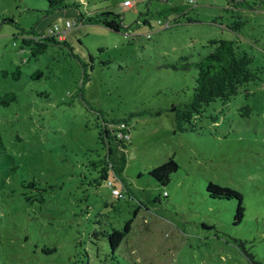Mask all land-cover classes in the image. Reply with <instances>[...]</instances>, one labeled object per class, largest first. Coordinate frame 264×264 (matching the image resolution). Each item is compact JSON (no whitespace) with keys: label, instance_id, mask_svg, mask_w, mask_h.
Wrapping results in <instances>:
<instances>
[{"label":"rangeland","instance_id":"1","mask_svg":"<svg viewBox=\"0 0 264 264\" xmlns=\"http://www.w3.org/2000/svg\"><path fill=\"white\" fill-rule=\"evenodd\" d=\"M67 1L79 6L0 0V96L17 94L0 103V264H264V0ZM106 10L124 30L81 19ZM66 20V43L37 52L34 35ZM212 38L238 40L259 78L180 131L170 108L191 99ZM105 126L126 144L113 140L124 198L89 183ZM171 156L180 167L162 185L149 170ZM210 181L242 194L241 221L238 199L211 196ZM130 218L115 256L91 237Z\"/></svg>","mask_w":264,"mask_h":264},{"label":"trees","instance_id":"2","mask_svg":"<svg viewBox=\"0 0 264 264\" xmlns=\"http://www.w3.org/2000/svg\"><path fill=\"white\" fill-rule=\"evenodd\" d=\"M68 5L79 6V2L75 1L74 3H70L67 0H48V8L46 11L63 8ZM187 13L188 12L180 13V15L175 18V21L178 22L179 18ZM234 16L235 19L228 24V27L234 31H239L246 20L242 18L240 13H235ZM81 19L83 22L102 24L114 31L124 30L122 17L115 11L106 10L85 16L81 14ZM190 19L191 18H189V20ZM147 22L149 21L147 20ZM37 38H39V41H37ZM32 39L34 40V47L37 48V52H43V50L47 48L48 43H66L65 38H59L57 35L38 34L34 35ZM24 42L31 44L30 41ZM209 45L212 46L213 49L199 61L192 63L197 70V74L195 76L191 99L182 106L174 104L170 108L175 116L176 129L180 131L195 130L197 127V118L202 116L205 106L216 100H220L223 104H227L231 98L239 93L241 87L259 78L257 69L251 66L254 55L246 48L242 47L238 40L212 38L209 40ZM188 65L189 63L184 64L183 67H188ZM16 100L17 94L14 91H7L0 96L1 104L8 105ZM116 136V134H112V130L107 126L100 131L101 141L105 144L107 150L103 158L98 160L91 159L88 162V165H91L93 168L100 167L97 169V176L89 181L93 186L98 187L103 182L109 185V181L114 184L112 178L121 176L122 171L115 158L116 146H119V144L114 143L113 140L122 143V146L126 144L123 143V139L117 138ZM179 167V163L171 156L161 164L153 166L149 170V174L160 184L166 185L170 181L171 174L177 171ZM120 178L121 177H119V179ZM34 185L35 182L29 183V186ZM207 191L213 197L237 198L238 204L234 215V222L238 223L242 220L245 214V208L242 204V194L238 190L230 186H224L210 181L207 185ZM114 195L117 196V198L125 197L122 190L120 194ZM29 197L30 196H27V199ZM132 221L133 218H130L122 227L111 225L108 229L105 228L103 230H101L102 228L100 226V230H93L91 237H99L100 235L107 237L109 247L113 256H115L114 253L122 239L131 230ZM96 222L101 224L103 221L99 218Z\"/></svg>","mask_w":264,"mask_h":264},{"label":"built area","instance_id":"3","mask_svg":"<svg viewBox=\"0 0 264 264\" xmlns=\"http://www.w3.org/2000/svg\"><path fill=\"white\" fill-rule=\"evenodd\" d=\"M190 2H192V0H190ZM124 4L125 5H130L131 2L129 0H125L124 1ZM76 25V20H66L64 22V24H58V23H55L53 24L52 26H50L47 31H46V34L47 35H57L59 38H63L62 36V32L69 29V28H72L73 26ZM165 26H169V22H166L164 23ZM125 36H127V34L125 33ZM109 186L112 187V191L114 194H120L121 193V190L116 187L113 182L109 181L108 182Z\"/></svg>","mask_w":264,"mask_h":264}]
</instances>
